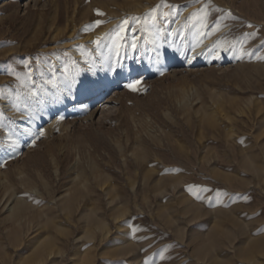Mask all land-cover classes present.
<instances>
[{"label":"rangeland","instance_id":"obj_1","mask_svg":"<svg viewBox=\"0 0 264 264\" xmlns=\"http://www.w3.org/2000/svg\"><path fill=\"white\" fill-rule=\"evenodd\" d=\"M164 2L0 0V264H264V0Z\"/></svg>","mask_w":264,"mask_h":264},{"label":"snow or ice","instance_id":"obj_2","mask_svg":"<svg viewBox=\"0 0 264 264\" xmlns=\"http://www.w3.org/2000/svg\"><path fill=\"white\" fill-rule=\"evenodd\" d=\"M176 6L174 5H170L166 2L162 3L161 5H158L155 9H153V11H151L150 13H147L144 17H134L133 21L136 23H140L143 22L145 24V26L147 27L149 24H151L152 28H154L157 32V34L160 33L163 25L161 24V20H163L164 23H170L171 22V16L172 13L171 11H164V9H173ZM98 15H103L102 13H97ZM208 11L204 10L201 13H195L193 14V19H195L197 16H204L206 17L208 15ZM102 22L101 21H96L95 24L96 26H99ZM128 24V20L125 19L122 22V25L119 26L117 29L113 30L112 33L108 34V39L109 40H113V45L114 47H116L117 49L119 48H133L135 49L137 47L136 44V40L139 38V36L134 35L131 37V43L129 44L128 41V37H127V33L129 31L135 33L136 29L134 27L131 28H125L123 27V25H127ZM201 26L204 27L206 25H204L203 21L201 22ZM144 29H141V32H143ZM95 43H97V46L99 47L100 45V38L98 37L97 40L95 41ZM9 74H11V70L9 71ZM17 79H19V77L17 76ZM136 83H139V81H137ZM93 85L91 84H84L82 85V90L85 93H88L90 91L93 90ZM129 87L131 88L132 85H129ZM29 95H34V93H32L31 91H29ZM4 94L3 92H0V99H4ZM17 100H19V97H17ZM0 127H2V125H0ZM14 135V133H10V138L11 136ZM16 143V141H12V146H14ZM3 144V141H0V145ZM202 191H208L207 189H202ZM199 198V197H197Z\"/></svg>","mask_w":264,"mask_h":264},{"label":"bare ground","instance_id":"obj_3","mask_svg":"<svg viewBox=\"0 0 264 264\" xmlns=\"http://www.w3.org/2000/svg\"><path fill=\"white\" fill-rule=\"evenodd\" d=\"M175 23H176V21H175ZM167 28L169 29L170 32L173 29V27H167ZM96 40H97V37H95L92 40H90L88 44L93 48L94 54L95 55H98L99 54V51H98L97 43H95ZM72 49H73V53L79 58V60H82L83 58L80 56L81 53H79V50L78 49H74V47ZM82 61L84 62V60H82ZM139 61H140V58H137V61L136 62L138 63ZM131 64H126L125 66H123L121 68L120 71L126 73L127 71L130 70V68H132L131 67ZM86 68H89V67H86ZM101 69L104 70L105 69L104 66H101ZM120 74H121V72H120ZM122 75H123V73H122ZM108 79L111 80L112 83H117V81H119V79H121V76L118 75V74H116V75L115 74H111L110 76H108ZM101 87H108V80L107 81H102V82L100 80H98L97 81V86H96V91L99 90ZM3 104H4V106H5V108L7 110H10L11 107H10V105H9L8 102H3ZM91 105L92 106L95 105V101L94 100L91 102ZM253 248H254V246H253Z\"/></svg>","mask_w":264,"mask_h":264}]
</instances>
